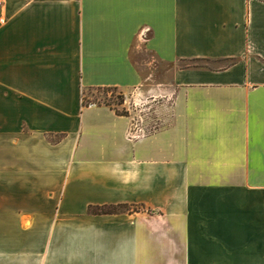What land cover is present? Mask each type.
<instances>
[{"label":"crops","instance_id":"1","mask_svg":"<svg viewBox=\"0 0 264 264\" xmlns=\"http://www.w3.org/2000/svg\"><path fill=\"white\" fill-rule=\"evenodd\" d=\"M0 264H264V0H2Z\"/></svg>","mask_w":264,"mask_h":264},{"label":"rangeland","instance_id":"2","mask_svg":"<svg viewBox=\"0 0 264 264\" xmlns=\"http://www.w3.org/2000/svg\"><path fill=\"white\" fill-rule=\"evenodd\" d=\"M82 95L84 101L108 102L118 110H126L132 116V129H136V134L151 131L171 120V93H141L135 89L104 86L84 89Z\"/></svg>","mask_w":264,"mask_h":264},{"label":"trees","instance_id":"3","mask_svg":"<svg viewBox=\"0 0 264 264\" xmlns=\"http://www.w3.org/2000/svg\"><path fill=\"white\" fill-rule=\"evenodd\" d=\"M106 87H115V86H106ZM87 101H88V100L84 101V98H82V103H86ZM103 103L112 106V105H111L110 103H108V102H103ZM112 107H114V106H112ZM114 108H115L116 111H118V112H120V113L128 114V112H127L126 110H118L116 107H114ZM48 137H50V135H48ZM50 138H51V139H55V138H57V136H56L55 138H53V137H50Z\"/></svg>","mask_w":264,"mask_h":264},{"label":"built area","instance_id":"4","mask_svg":"<svg viewBox=\"0 0 264 264\" xmlns=\"http://www.w3.org/2000/svg\"><path fill=\"white\" fill-rule=\"evenodd\" d=\"M2 2V0H0V3ZM82 98H83V95H81V100H82ZM92 103H95V102H93V101H87L86 103H84V104H92ZM134 130H136V129H134Z\"/></svg>","mask_w":264,"mask_h":264}]
</instances>
